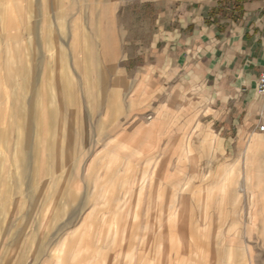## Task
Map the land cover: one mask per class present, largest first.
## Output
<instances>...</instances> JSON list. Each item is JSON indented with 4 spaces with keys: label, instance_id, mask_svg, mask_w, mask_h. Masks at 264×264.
Returning a JSON list of instances; mask_svg holds the SVG:
<instances>
[{
    "label": "crops",
    "instance_id": "1",
    "mask_svg": "<svg viewBox=\"0 0 264 264\" xmlns=\"http://www.w3.org/2000/svg\"><path fill=\"white\" fill-rule=\"evenodd\" d=\"M22 1H9L16 9L7 26L0 0V125L10 119L20 125L23 99L17 94L29 102V86L37 77L48 81L52 61H57L54 75L66 78L61 84L65 101L55 108L49 101L41 105L42 178L50 180L62 159L74 156L68 140L92 143V152L75 153L91 155L92 167L105 166L103 158L118 152L124 160L137 158L140 172L154 158L183 156L179 143L187 136L231 140L229 155L236 164L245 156L243 140L254 136L264 109L256 93L264 73V0H58L56 38L49 19L51 0H26L28 16L19 9ZM5 25L10 37H5ZM71 77L77 86L67 79ZM34 105L30 115L36 112ZM32 133L17 129L11 144L4 140L10 133L0 129V264L65 260V246L51 239L64 234L49 230L41 235L35 224L42 173ZM79 148L76 144L72 151ZM259 162L253 161L245 177L249 187L252 174L264 171L256 168ZM16 198L29 206L27 214L6 211ZM77 213L72 208L67 220Z\"/></svg>",
    "mask_w": 264,
    "mask_h": 264
},
{
    "label": "rangeland",
    "instance_id": "2",
    "mask_svg": "<svg viewBox=\"0 0 264 264\" xmlns=\"http://www.w3.org/2000/svg\"><path fill=\"white\" fill-rule=\"evenodd\" d=\"M9 1L4 0L7 26H11L12 8L16 9ZM50 2L49 19L52 17V36L56 38L59 1ZM21 5L19 9L28 16L26 0ZM56 62L52 61L53 75L48 81L37 77L28 92L37 101H33L38 118L32 124L30 141L35 145L40 172L45 134L41 105L47 106L45 102L49 101V107L55 108L59 101H65V85L61 84L66 78L55 77ZM67 79L77 86L76 78ZM19 95L22 97L19 93L18 99ZM11 121L0 125V129L10 133L4 140L12 144L14 133L25 123ZM255 122V134L245 136V156L237 158V164L236 158L229 155L232 141L222 142L215 136H187L179 143L181 152L185 150L183 156L174 160L154 158L143 172L139 171L137 158L124 160L118 152L103 158L105 166L92 167L91 155H75L82 150L92 152V143L68 140L65 144L74 156H65L59 172L53 173L50 180L42 178L45 175L41 172L36 185L40 198L35 209L36 227L41 235L49 230L64 234L51 238L68 251L63 264H264V171L252 174L250 187L245 181L254 160L260 161L256 168L264 170V136H259L264 135V109ZM47 131L54 135V128ZM76 144L80 148L74 152ZM217 153L222 156L217 157ZM70 196L78 197L80 202L73 203ZM19 202L16 198L13 205L5 206L6 211L27 214L29 206ZM74 207L78 213L67 220ZM72 229L82 233L72 234Z\"/></svg>",
    "mask_w": 264,
    "mask_h": 264
},
{
    "label": "bare ground",
    "instance_id": "3",
    "mask_svg": "<svg viewBox=\"0 0 264 264\" xmlns=\"http://www.w3.org/2000/svg\"><path fill=\"white\" fill-rule=\"evenodd\" d=\"M25 89V88H24ZM23 96H22V101H23V103H22V108H21V110H20V114H19V118H20V120L23 122V123H25V124H23V127H19V131H20V129H21V134H23V135H28V134H30V132L32 131V124H33V122L36 120L37 121V114H36V112L35 113H31V115H30V113H29V111H31V110H29V106H31L32 104H33V101L34 102H36V100H33L32 98H30L29 99V102H28V100H26L25 99V96H24V94H22ZM258 102H264V98H260V100H258L257 101V103ZM256 103V104H257ZM25 111V112H24ZM22 143V142H21ZM253 163V162H252ZM246 178L248 179V173L246 174ZM259 194V193H258ZM259 196V195H258ZM252 207H253V205H252ZM257 210H258V208H257Z\"/></svg>",
    "mask_w": 264,
    "mask_h": 264
},
{
    "label": "built area",
    "instance_id": "4",
    "mask_svg": "<svg viewBox=\"0 0 264 264\" xmlns=\"http://www.w3.org/2000/svg\"><path fill=\"white\" fill-rule=\"evenodd\" d=\"M256 93L259 96L264 97V73H262L257 79ZM147 119H150V117H148Z\"/></svg>",
    "mask_w": 264,
    "mask_h": 264
}]
</instances>
